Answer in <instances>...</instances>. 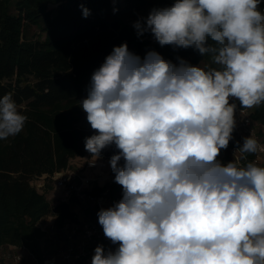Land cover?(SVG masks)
<instances>
[{"label":"clouds","instance_id":"9594fccd","mask_svg":"<svg viewBox=\"0 0 264 264\" xmlns=\"http://www.w3.org/2000/svg\"><path fill=\"white\" fill-rule=\"evenodd\" d=\"M260 4L174 0L134 22L138 37L193 48L211 65L173 63L155 50L141 58L125 42L92 73L79 101L94 130L85 150L99 158L115 145L109 163L122 199L97 213L118 247L98 245L91 264H264V166L217 159L236 126L230 98L247 109L264 104ZM27 120L11 93L0 97V140ZM238 150L264 145L250 135Z\"/></svg>","mask_w":264,"mask_h":264},{"label":"trees","instance_id":"16d2710c","mask_svg":"<svg viewBox=\"0 0 264 264\" xmlns=\"http://www.w3.org/2000/svg\"><path fill=\"white\" fill-rule=\"evenodd\" d=\"M172 3L174 0H0V97L11 93L28 117L20 134L0 140V246H25L38 264H44L49 257L48 237L40 221L52 215L61 228L78 219L73 209L77 197L53 203L32 180L66 167L72 157L92 155L85 150V138L94 130L79 124L85 119L79 101L87 95L92 73L114 46L126 42L141 58L155 50L173 63L180 57L193 66L211 65L210 56L193 48L161 47L151 33L137 36L135 21L146 18L154 7ZM81 5L90 10L87 18ZM253 118L264 122V104L256 107ZM232 137L220 154L239 144L234 132ZM117 152L112 145L100 155L106 158ZM119 163L123 165V159ZM111 186V193L119 188ZM102 190L98 187L97 193ZM99 211L93 205L85 208L86 216L97 220Z\"/></svg>","mask_w":264,"mask_h":264},{"label":"built area","instance_id":"2783aa9c","mask_svg":"<svg viewBox=\"0 0 264 264\" xmlns=\"http://www.w3.org/2000/svg\"><path fill=\"white\" fill-rule=\"evenodd\" d=\"M259 7L264 10V0H261ZM230 103L237 105L234 113L236 126L233 130L236 136L245 138L252 135L261 145H264V142L260 140L253 119V110L241 107L239 101L234 98H230ZM239 147H241L240 144L232 145L227 152L221 153L217 158L220 160L227 159L229 162H238L241 166L250 161H254L258 165L264 164V151H258L250 156L241 153L238 150ZM92 157L76 165L57 170L55 172V186L61 201L70 202L72 197L87 198L92 201L91 205L98 209H107L113 205L111 202V185L109 184L115 182V174L101 166L100 161L95 156ZM99 158L104 159L105 157L100 155ZM98 187H102L104 190L97 193ZM60 229L65 233V244L57 255L46 258L44 264H91L94 249L98 245H103L106 251L115 250L118 247L104 236L102 226L97 219L86 217L84 220H69ZM7 246L10 249L7 253L8 256L16 262L21 263L24 258L23 255L26 253L34 260L35 264H38L37 258L27 247L14 244Z\"/></svg>","mask_w":264,"mask_h":264},{"label":"rangeland","instance_id":"374dc122","mask_svg":"<svg viewBox=\"0 0 264 264\" xmlns=\"http://www.w3.org/2000/svg\"><path fill=\"white\" fill-rule=\"evenodd\" d=\"M36 31V28L34 29ZM256 107L252 108L253 110ZM84 112V111H83ZM86 113L84 112L83 117H85L84 120H82L79 124L83 125V126H90V124L88 123L87 119H86ZM254 119V118H253ZM254 122L256 124V128L258 130V134L260 137V140L264 142V122H260L257 121L256 119H254ZM239 141V144L242 146L243 144V140L244 138H237ZM78 156H84L82 158L78 157ZM75 157H72L67 166H73L76 165L77 163H80L81 161L88 159V158H93L92 155L89 154H84V155H78ZM100 161V164L102 163V161L104 159H100L97 158ZM222 164H227V161L229 162V160L224 159V160H220L219 158H217ZM259 166H264V164H259ZM109 167V166H108ZM104 168L106 169V167L104 166ZM107 171H109L108 169H106ZM56 172V171H55ZM55 172L52 175H42L40 177L34 178L32 180V184H34L41 192H46L47 197L53 202L55 203L56 201H58L59 199V192L56 189V183H55ZM48 177L50 179H48ZM109 185H117L115 184V182H112ZM121 187V188H120ZM118 189H114L113 192L111 193V202L114 204L115 202H118L121 198H122V186H120ZM110 188L112 189V186H110ZM92 201H89L87 198H79L77 197V201L75 202V204H73V209L77 215L78 219H82L84 220L87 216L85 214V208L91 205ZM86 216V217H85ZM40 227L46 232L47 237H48V241H47V249H48V253H49V257L55 256L57 255V253H59V251L61 250V248H63L64 244H65V233L62 229L58 228L55 225V217L52 215L46 216L44 217L40 223H39ZM10 251L8 246H5L3 249H0V264H35L34 260L27 255L26 253H24V258L23 261L20 262H16L12 257L8 256V252Z\"/></svg>","mask_w":264,"mask_h":264},{"label":"crops","instance_id":"0c3cea01","mask_svg":"<svg viewBox=\"0 0 264 264\" xmlns=\"http://www.w3.org/2000/svg\"><path fill=\"white\" fill-rule=\"evenodd\" d=\"M256 109V108H255ZM254 109V110H255ZM253 110V109H252ZM253 110V111H254ZM86 155V154H85ZM78 157H80V158H82V157H84V156H78ZM110 158L111 157H106V158H104V160L102 161V163H101V166H105L106 167V169H108L109 171H111L112 173H113V171L111 170V166H110V163H109V161H110ZM120 164V163H119ZM109 166V167H108ZM112 200V199H111ZM86 217V216H85ZM5 246H7V245H4V246H0V249H3Z\"/></svg>","mask_w":264,"mask_h":264}]
</instances>
